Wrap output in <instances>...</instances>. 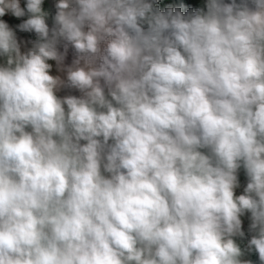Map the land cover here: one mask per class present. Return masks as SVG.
<instances>
[{"label": "clouds", "instance_id": "1", "mask_svg": "<svg viewBox=\"0 0 264 264\" xmlns=\"http://www.w3.org/2000/svg\"><path fill=\"white\" fill-rule=\"evenodd\" d=\"M0 264H264V0H0Z\"/></svg>", "mask_w": 264, "mask_h": 264}, {"label": "rangeland", "instance_id": "2", "mask_svg": "<svg viewBox=\"0 0 264 264\" xmlns=\"http://www.w3.org/2000/svg\"><path fill=\"white\" fill-rule=\"evenodd\" d=\"M203 4V0H158V6L163 10L166 7L180 8L187 11L189 8L195 9Z\"/></svg>", "mask_w": 264, "mask_h": 264}, {"label": "built area", "instance_id": "3", "mask_svg": "<svg viewBox=\"0 0 264 264\" xmlns=\"http://www.w3.org/2000/svg\"><path fill=\"white\" fill-rule=\"evenodd\" d=\"M22 4H23V0H22ZM5 19H9L10 22L14 25L16 23H18L19 21H17L15 18H12V17H5ZM242 180H243V176H242ZM242 190V189H241ZM240 190H238L239 192ZM247 224H248V220L247 218H245V229H247Z\"/></svg>", "mask_w": 264, "mask_h": 264}, {"label": "crops", "instance_id": "4", "mask_svg": "<svg viewBox=\"0 0 264 264\" xmlns=\"http://www.w3.org/2000/svg\"><path fill=\"white\" fill-rule=\"evenodd\" d=\"M50 2L51 0H46V7L50 6ZM22 35H26V34H22ZM69 59H71V57H69ZM54 64V62H52ZM53 74H56V70H55V65H54V68H53ZM61 95L65 94V92H61L60 93ZM73 94H78V93H73ZM252 259H256L255 256H252Z\"/></svg>", "mask_w": 264, "mask_h": 264}]
</instances>
